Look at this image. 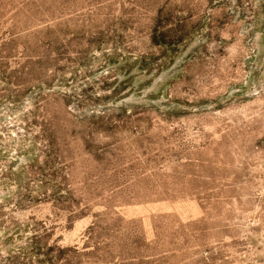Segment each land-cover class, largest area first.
I'll return each instance as SVG.
<instances>
[{
    "label": "rangeland",
    "instance_id": "374dc122",
    "mask_svg": "<svg viewBox=\"0 0 264 264\" xmlns=\"http://www.w3.org/2000/svg\"><path fill=\"white\" fill-rule=\"evenodd\" d=\"M0 264H264V0H0Z\"/></svg>",
    "mask_w": 264,
    "mask_h": 264
}]
</instances>
